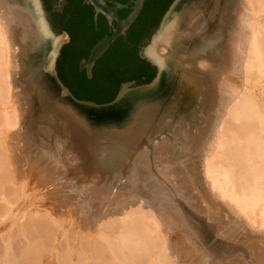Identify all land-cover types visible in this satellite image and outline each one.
Segmentation results:
<instances>
[{
    "label": "bare ground",
    "instance_id": "obj_1",
    "mask_svg": "<svg viewBox=\"0 0 264 264\" xmlns=\"http://www.w3.org/2000/svg\"><path fill=\"white\" fill-rule=\"evenodd\" d=\"M196 14L186 31L187 20ZM190 38L195 40L188 55L196 60V70L189 75L198 76L192 84L183 80L177 61ZM62 41L51 33L37 0H0V264H215L242 252L244 246L237 243L216 244L203 229H217V201L211 193L226 211L240 215L245 228L255 232L264 227V106L250 90L264 85V0H180L145 51L159 66L164 95L141 99L134 92L113 108L82 107L59 88L54 63ZM237 68L244 91L240 88L231 107L218 116L211 153L195 158L199 136L193 133L198 127L193 115L201 114L193 111L185 116L183 135L171 130L177 133L173 146L178 153L166 148L168 141L165 147L163 141H151L162 144L156 156L151 150L143 154L148 157L144 164L142 154L140 165L134 161L138 137L132 134L143 128L133 126L135 120L169 109L183 111L194 94L204 107L209 97L218 96L224 105L227 81ZM38 121L46 125L38 129ZM60 128L69 135L52 139L49 135ZM31 129L34 138L28 134ZM22 141L28 145L25 153ZM72 141L78 160L69 148ZM54 147L57 154H52ZM179 155H195L182 160L180 172ZM152 163L167 167V173L149 177ZM71 165L80 166L82 173L70 176ZM163 177L171 183L190 181L183 193L197 186L201 194L193 195L191 205L173 194L166 199L162 207L170 215L163 218L170 223V234L163 229L156 191L166 182ZM35 178L42 184H33ZM253 255L255 264H264L263 247ZM242 257L249 260L245 251Z\"/></svg>",
    "mask_w": 264,
    "mask_h": 264
},
{
    "label": "water",
    "instance_id": "obj_2",
    "mask_svg": "<svg viewBox=\"0 0 264 264\" xmlns=\"http://www.w3.org/2000/svg\"><path fill=\"white\" fill-rule=\"evenodd\" d=\"M37 1L51 33L54 36L68 34L69 38L60 45L56 54L54 80L72 101L85 108H113L131 93L148 92L160 86L159 66L146 55L144 49L153 42L167 15L180 0H173L169 6L168 0H59L63 9H52L51 12L56 15L64 12L61 26L65 30L60 33L53 29L43 1ZM147 4L155 5L159 12L164 11L158 24L154 25L147 38L127 37ZM127 8L131 11L121 18L119 10ZM56 25L60 23L56 21ZM153 68L156 69V76L149 83L139 84L136 79L121 82L124 77L139 70L143 71L142 80L145 81ZM116 83L119 84L116 96L105 104L81 100L76 96L111 91L116 88Z\"/></svg>",
    "mask_w": 264,
    "mask_h": 264
},
{
    "label": "rangeland",
    "instance_id": "obj_3",
    "mask_svg": "<svg viewBox=\"0 0 264 264\" xmlns=\"http://www.w3.org/2000/svg\"><path fill=\"white\" fill-rule=\"evenodd\" d=\"M210 1L211 0H209V4H210ZM196 18H197V14L195 15L194 18H189V20H187L188 22L185 24L186 25L185 26L186 31H189L190 30V26L192 25L193 20H195ZM59 36H61L63 38L62 43H64L65 40L68 39V35L67 34H62V35H59ZM194 40H195L194 38L186 39L184 49H181L182 51L179 52L178 59H177L178 65L180 66L179 67V70H178L180 72V75L182 76L183 80L188 81L190 84L194 83V80H191V79H196L198 77V76H190L196 70V68H195V66H196V60L192 58V55H188L189 49L193 45ZM167 53H168V51H167ZM240 69L241 68H237L236 71H232L230 73V77H229V79L227 81V88H228L227 96H228V99H227V102L224 103V105H223V103L222 104L221 103H218V101H219L218 97H220V96H218V97L216 96L217 97V99L215 98L216 100H214V98L209 97V99H208V101L206 103V107H204L203 106L204 105V102L198 98L199 96L197 94H194V97H193L194 98V101H193V99H192V101L191 100H187L186 101V104L184 106L185 107V110H184V108L182 109L183 111H181L180 109H169L171 111L170 113H167V112H163V113L162 112H156L155 114H153V113L150 114L149 118H146V119L142 118V119L135 120L132 123L133 126H137V123H138L139 124V127H143V128L141 129V131L140 130H137V131L135 130L133 132V134H132V137L133 136H137L138 137V143H137L138 147H137V149H134L133 152H132L133 154H135V155H133L134 158H135V160H134V158H133V160L136 161L138 163V165H140L139 164L140 159H141V157H140L141 155L140 154H142V159L141 160H142V162L144 164V160H148L147 159L148 157L146 155L144 157L143 154L145 152H147V151H151L152 150V155L153 156H156V154L158 152L157 146L162 145V144L156 145L154 143H159V142H162V141H163V143H165L164 144V147H165V145L167 146L168 144H169L168 146L170 147V144L172 143L171 144L172 147H170V148L169 147H166V148L167 149H170V150H172L171 148H173L172 152L175 151L176 153H178L177 150H176L177 147L176 146H173V142H175V140H177V136H176L177 133H174V130H177L178 129L176 132L179 131L180 133L178 132V135L181 136V134L183 133L182 131L185 130V127L188 125V122L185 123V121H186L185 116H187L188 114H192L193 111H194L193 113H200L202 115V116L199 115V114H197L196 116L193 115V117H194L193 124H194L195 127H197V125H198V127H197L198 129L197 128H194L196 130L193 131V133H195L196 137L199 136L198 139H197L198 142L196 143V146L193 149V151L195 152L196 156L195 155H190V156L184 155V156H182V159H181V156H180L181 154L179 156H177L179 160L181 159L180 160L181 162L180 161H179V163H178V161L176 162L177 167H178L177 170L180 172L181 170L183 171V169L185 168V167H183V165H181L183 163L182 160H192L193 159V156H195V158L197 157V159H199V158L202 159L204 156H206L208 154V151L211 153L212 150H213V147H214V144H211L212 143L211 142L212 141L211 139L213 138V136L215 137V135H217L216 129H218L217 126H218L219 118H220L218 116L219 115L221 116L222 113H225L227 111V109H229V107H231V105L235 101L234 100L235 95L237 96L238 93H239L240 88L241 89L243 88V84H244V82H243V76H242L243 74H241V70ZM198 70H201V69H198ZM31 75L32 74L30 73L29 74V77H31ZM183 85H185V84H183ZM250 90L256 96V98L258 99L259 104L261 106L262 105L264 106V85H261L260 87L255 88V90L254 89H250ZM243 91H244V88H243ZM218 92H220V91H218ZM138 94H139V98H141V99H144V98H152V97L157 96V95H158V97H160V96L164 95L163 85L160 84V86L158 88H156V89H154L152 91H148V92H142V91H140ZM138 94H136V95H138ZM219 94L220 93H218V95ZM188 101H189V103H188ZM58 103L59 102H57L55 100L54 101H51V104L54 105L56 108L58 106ZM187 103L189 104L188 106H187ZM223 111H225V112H223ZM89 112H91V111H89ZM95 113H99V112L96 111ZM44 115H46V113L41 114V117L44 116ZM206 115H207V117H206ZM161 119L165 120L166 123H162L161 125L158 124L157 121H159ZM180 119L182 121H180ZM44 120L46 121L47 118L45 117ZM215 120H217L218 122L215 121ZM142 123H145V125L141 126L140 124H142ZM177 123L178 124L181 123V124L178 125ZM36 124H37L36 126L38 127V129L41 126L46 125V123H44V122L41 124L40 121H38V123L36 122ZM115 125L118 126V125H120V123L119 124H115ZM97 127L104 128L103 126H100V125L97 126ZM105 127H107V126H105ZM108 127L111 128V127H114V126L113 125H110V126L108 125ZM180 128L182 129V131H181ZM213 128H214V130H213ZM172 129H174V130L171 131ZM41 131L43 132L44 130H41ZM170 131L173 132V133H171ZM45 133H46V136H48L47 135V132H43L42 134H45ZM63 133H65V132L61 128L60 129H55V131L53 132V134L52 135H49V136L52 137V139L53 138L55 139V138H57V137H59L61 135L67 137V135H64ZM28 134L30 135V138H34L36 136V134L34 133V130L33 129L28 130ZM65 134H68V133H65ZM128 139H130V135L128 136ZM44 140H47V139H45L44 137H43V139L41 138V141L42 142ZM151 141L154 142V143H150ZM166 141H168L169 143L166 142ZM24 143H25L24 141H22V143H20V148L25 153L26 152L25 149H26V147L28 148V145L27 144L25 145ZM43 144L46 145L47 148H48L47 143H44L43 142ZM33 145L34 146L35 145L39 146L40 144L39 143L37 144L36 142H34ZM209 145H211V146H209ZM95 146H97V145H95ZM69 148H70L72 154H75V155H73L74 158L76 160H78L79 153H78V150L74 147V141H72L71 143H69ZM96 148H98V147H96ZM21 149H18L17 151H21L22 152ZM56 149L57 148H55V147L52 149V152H53L52 154H57V150ZM11 156L13 157L14 156V153H12ZM130 156H132V155H130ZM184 158H186V159H184ZM26 159L27 160H33V158L30 157V156L26 157ZM53 160H55V159H53ZM155 162H157V161L155 160ZM60 163L63 166L65 165V164H63V161H61ZM21 164H22V162L19 163V165H21ZM61 164L59 166L62 169L64 167ZM28 167H29L28 163L25 162L24 163V168L27 169ZM143 167H146V166H143ZM159 167L160 166H158V164H156V163L153 164L152 163L151 168L148 170V173L150 174L149 177L157 176V174L160 175V176H162L164 174V173H162V171H164V172L167 173V171H168L167 167L166 168H163V169L162 168H159ZM68 168H70V172H71L70 176H75L77 174H81L82 173V169L80 168V166H72L71 165ZM64 171L65 170H62L63 173H64ZM126 171H127V169L125 168V170L123 172L126 173ZM123 172H122V174H123ZM33 173H35V172L28 170V176L29 175L30 176L33 175L35 177V175ZM176 173H177V171H176ZM168 174H170V173H168ZM164 180H166V182L164 181L165 183H161L156 188L157 189L156 190L157 193L158 194H161V196H159V200H158V204L160 205L159 212H161V214H162L160 216L161 219L163 217H165L166 214H167V216H168V214L170 215V213H169L170 210L168 208H163L162 206L165 207V204H167V200L166 199L168 197H171L172 194L173 195H176V197L177 196H180V197L184 198V200L187 201L190 204L189 200L193 197V195L198 194L200 192L199 187L194 186L193 187V192H191V189H188L185 193H183V188H185V186H186L185 184H190V185L193 184V183H190V181L189 182L185 181L183 178L175 181L176 183H171L167 179V177L164 178ZM148 181H150V180H148ZM32 183L33 184L35 183L36 185H41L42 184L41 181L38 180V179H36V178H35V181H33ZM181 190H182V192H181ZM198 190H199V192H198ZM179 192L181 194H183V195H180ZM105 195H107V193H104L103 192V196H105ZM199 195L201 196L200 193H199ZM196 196H198V195H196ZM211 198L217 201L216 206L215 207L213 206L214 207L213 208V213L215 214L214 221L216 223L215 226L217 227V229L215 227L216 230H214V232L212 233L210 230H207L206 228H204L203 229L204 233H206L207 236L210 234L209 236L211 237L212 241H215L216 242V244H219V243L227 240L229 243H235V244L237 243L238 245L240 244V246H244V247H240V246H238V247L242 248V252L245 251V253L247 254V258L246 259H249V260H246L245 259L247 261V262H245L244 259H243V257H242V252H238V253H234V254L228 255L229 258L227 257L226 259L222 260L221 262L220 261H215L216 262L215 264H217V262H218V264H222L223 261H224L223 264H231L234 260H235L234 261L235 263L233 262V264H246V263H248V264H255V255H253V254H256V251H258L259 249H262V247L264 248V245H263L264 244V240H263L264 239V233H263V231H264L263 228L264 227L263 228L256 229L255 232H253L252 230H250L248 227L245 228L242 225V223H241L240 215L234 214L235 215L234 216L232 213L230 214L229 211H226L228 209H226V207L224 206V202L223 201H220L221 199H218L216 196L213 195V193H211ZM202 199L204 200V198H202ZM200 201L202 202L201 204H203V201L202 200H200ZM214 214L212 216H214ZM201 216H203V215H201ZM162 220L164 222L163 229H165L166 231H168L169 234L172 233L173 230L170 228L171 227L170 226V223H168L166 221V218H163ZM201 226L203 227V223L202 222H201ZM234 226H235L236 229L234 228ZM237 228L240 231H238ZM218 229H219V232H218ZM225 231H226V233H225ZM230 231H232V232H230ZM244 231H245V233H243ZM216 232H217V234H215ZM235 232L238 235H236ZM240 232H242V233H240ZM223 233H225V234H223ZM219 234L220 235L222 234L224 236L226 234L227 235L225 236L226 238H224V236H219ZM234 235H235L236 238L234 237ZM217 236H219V237H217ZM238 236H239V238H237ZM228 237H230V238H228ZM236 240H237V242H236ZM258 247H260V248H258ZM248 252H249V255H248ZM250 252H251V254H250ZM249 256H250V258H249ZM236 258H238V259H236Z\"/></svg>",
    "mask_w": 264,
    "mask_h": 264
},
{
    "label": "flooded vegetation",
    "instance_id": "obj_4",
    "mask_svg": "<svg viewBox=\"0 0 264 264\" xmlns=\"http://www.w3.org/2000/svg\"><path fill=\"white\" fill-rule=\"evenodd\" d=\"M45 11L47 13V17L53 27L56 29L55 22L57 21L60 25L64 22L63 18L61 17L62 14L59 15L54 14V11H58L59 9H63L59 0H42ZM131 6V5H130ZM52 9L54 10L53 12ZM130 8L119 10V14L121 18H125L128 13L130 12ZM161 12L156 8L155 5L149 6L144 5V8L138 18L136 19L135 23L132 25L130 30L128 31L127 37L131 38H147L148 33H150L151 29H153L157 17L160 15ZM139 84H142L138 82Z\"/></svg>",
    "mask_w": 264,
    "mask_h": 264
},
{
    "label": "trees",
    "instance_id": "obj_5",
    "mask_svg": "<svg viewBox=\"0 0 264 264\" xmlns=\"http://www.w3.org/2000/svg\"><path fill=\"white\" fill-rule=\"evenodd\" d=\"M173 2V0H168V5L169 6L171 3ZM164 11H162L160 13V15L157 17V20L155 22V26L158 24L159 22V19L161 18V16L163 15ZM56 30L60 33L62 31L65 30V27L61 26V25H56ZM145 68H147V65L145 66ZM141 70H146V72L148 71L147 69H144L142 68ZM143 71H136L126 77L123 78L122 81H128V80H132V79H136L138 80V82L142 83V82H146V83H149L151 82L155 76H156V69L153 68V70L151 71L150 75H146V80L143 81L142 80V76H144L143 74ZM117 84V85H116ZM115 84V89L113 88V90H109V91H105V92H91V93H85V94H80V95H77L76 96L81 99V100H89V101H93V102H96L97 104H105V103H108L110 101H112L114 99V97L116 96L117 94V91H118V86L119 84L116 83Z\"/></svg>",
    "mask_w": 264,
    "mask_h": 264
},
{
    "label": "crops",
    "instance_id": "obj_6",
    "mask_svg": "<svg viewBox=\"0 0 264 264\" xmlns=\"http://www.w3.org/2000/svg\"><path fill=\"white\" fill-rule=\"evenodd\" d=\"M63 34H67V33H63ZM67 35H68V34H67ZM68 38H69V37H68ZM65 41H66V40H65ZM149 44H150V43H149ZM149 44H148V45H149ZM148 45H147V46H148ZM147 46H146V47H147ZM146 47H145V49H144V50H146Z\"/></svg>",
    "mask_w": 264,
    "mask_h": 264
}]
</instances>
